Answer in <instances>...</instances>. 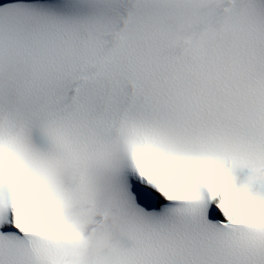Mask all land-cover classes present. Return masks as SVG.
I'll use <instances>...</instances> for the list:
<instances>
[{"label": "snow or ice", "instance_id": "1", "mask_svg": "<svg viewBox=\"0 0 264 264\" xmlns=\"http://www.w3.org/2000/svg\"><path fill=\"white\" fill-rule=\"evenodd\" d=\"M0 264H264V0H0Z\"/></svg>", "mask_w": 264, "mask_h": 264}]
</instances>
